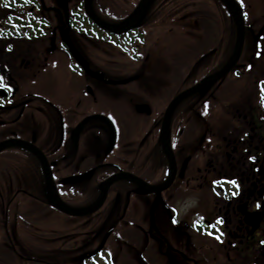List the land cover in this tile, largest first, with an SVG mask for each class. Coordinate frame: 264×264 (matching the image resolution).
Listing matches in <instances>:
<instances>
[{
    "label": "flooded vegetation",
    "instance_id": "obj_1",
    "mask_svg": "<svg viewBox=\"0 0 264 264\" xmlns=\"http://www.w3.org/2000/svg\"><path fill=\"white\" fill-rule=\"evenodd\" d=\"M84 4L85 0H0V143L30 142L47 159L62 202L83 211L96 206L86 215L61 211L50 201L40 157L29 148L6 147L0 152V264H230L236 259V241L245 243L250 239L247 234L264 231V194L257 186L242 196L241 190L236 193L224 186L213 191L217 213L197 209L195 214L200 215L192 219L191 210L182 207L181 195H191L183 192L195 188L191 182L197 180V167L208 160L203 156L197 162L196 151L211 141L207 137L213 129L193 127L192 146L180 147L177 134L197 124L196 116L188 112L201 99L204 105L208 102L205 91L183 100L171 117L176 164L172 183L160 193L143 189L169 181L174 168L162 140L167 110L157 117L154 104L169 105L203 78L189 86L171 81L166 87L146 88L150 72L161 69L166 46L157 45L153 52L145 44L149 37H160L167 14L164 20L157 19L154 12L159 10L153 3L136 28L117 35L97 26ZM94 9L108 23H119L131 14L114 21L104 16V9L95 5ZM55 19L60 21L58 28L52 24ZM106 49L117 50L138 67L110 68L121 63L106 61ZM176 54L174 50L171 55L183 62L184 56ZM124 70H131L130 75L123 77ZM48 75L56 83L53 93L42 88ZM134 83L135 89L126 87ZM136 114L146 118L133 133ZM4 156L16 169L11 179L15 186L8 183ZM29 164L42 176L25 180L26 188L18 176L27 175L24 168ZM201 180L199 185L227 181ZM43 196L42 207L25 204L15 209L31 198L45 202ZM218 243L225 244L221 250ZM123 244L132 248L131 254L123 253ZM206 253L212 256L205 257Z\"/></svg>",
    "mask_w": 264,
    "mask_h": 264
},
{
    "label": "rangeland",
    "instance_id": "obj_2",
    "mask_svg": "<svg viewBox=\"0 0 264 264\" xmlns=\"http://www.w3.org/2000/svg\"><path fill=\"white\" fill-rule=\"evenodd\" d=\"M139 1L93 0V4L95 3L97 9H104L106 13L104 16H110L116 19L114 21H118L120 18L128 16L140 3ZM240 1L244 6L245 20L249 26L246 29V43L242 59L238 66L219 85L205 91L204 95L208 101L205 105L202 102L203 98L196 108L191 109V113L188 112V114L196 116L193 120L197 124L191 123L188 128L185 127L182 132L180 131L177 134L180 137L178 141L180 147L181 144L185 145L187 143L186 146H192L194 143L190 144L189 135H191L193 127L213 129L207 137L211 141L207 139L205 145L203 144V149L196 151L197 162H202L203 156H207L206 159L208 160L204 161L206 164H203L202 168H200L201 165L197 167V175L194 176L197 180L193 179L191 182V186L195 188L183 192V195L191 194L189 197L185 198L181 195L182 200H184L182 207L186 208L185 212L191 210L192 219L200 215L199 213L195 214L197 209L205 214L206 210L211 214L219 211V204H217L216 195L213 191L220 190L221 186H227L236 193L241 190L240 195L242 192L246 193L245 190H255L257 186L258 190L263 188L264 194V93L262 92L264 91V0ZM166 2V0H156L154 2L159 10L154 12L156 18L164 20V13H166V22L161 24L163 31L159 33L160 37L157 38L155 35L149 37L145 47L153 52L157 45L161 44L166 47L164 46L165 53L161 54L163 57L158 64L161 69L158 68L156 72H150L152 76H150L151 80L146 78V88L166 87L167 83L171 81L172 83L177 82L178 87L189 86L206 77L212 69V71L221 69L231 58L237 44L235 20L231 9L224 0H173L171 3ZM76 4L74 5L76 6ZM169 14L172 15L168 17ZM178 18L183 19L177 22ZM52 24L55 28H58L57 25H60L59 19H55ZM158 30L160 31L159 28ZM174 50L181 57L184 56L182 58L183 62L180 63V60L172 57L171 54ZM108 51L110 52V58L107 56ZM104 53L106 61L121 63L108 65L110 68L119 65L133 70V67L138 65L135 61H131L132 63L127 61L129 58L119 54L117 50L106 49ZM131 70H124L127 72L123 73V77L129 76ZM44 83L42 85L44 91L53 93V87L56 83L50 75L47 76ZM137 85L138 83H134L126 87L135 89ZM178 87L173 90V95ZM166 104V102L164 104H154L155 108L153 110L157 117H163L168 106ZM139 115L134 116L133 133L138 125H142V120L146 118L145 114ZM199 115L201 116L199 117ZM219 145H221V150H219ZM3 162L5 164L9 163V169L7 170L10 173H7L6 176H8V183L13 184L11 179H13V171L16 172V169L11 167V162L8 158L6 159V156H4ZM31 165L29 164L24 168L27 171L26 176H18L19 181L23 182L26 188H29V186L24 183L25 180H29L32 176L36 179L42 176V173L38 172L37 169H33ZM3 168L5 169V167ZM204 177L212 179L224 177L227 181L226 183L215 184L212 181L205 185H199ZM41 187H43L42 184ZM7 190L8 185L6 184L5 194H7L8 199L10 194L7 193ZM42 199L45 202L39 200L37 202L31 198L30 201L23 202L24 204L21 202L20 205H15V209L24 207L25 204L29 206L37 204L42 207L46 203V198L43 196ZM214 203L216 205L213 206ZM189 204L191 205L189 206ZM262 224L264 225V222ZM27 230L24 228L25 232ZM235 231L239 232L238 230ZM247 236L250 239H247L245 243L241 239L240 242L234 241L236 259L230 264H264V231L261 234L257 231L254 236L250 233V236L248 234ZM260 240L262 242H257ZM129 243H132V241L130 240ZM224 245L218 243L217 247H220L218 249L221 250ZM131 249L123 244V253L131 254ZM213 249L218 250L217 248ZM217 253L218 256L221 255L219 252ZM208 256L212 255L206 253L205 257ZM222 264L227 263L222 262Z\"/></svg>",
    "mask_w": 264,
    "mask_h": 264
},
{
    "label": "water",
    "instance_id": "obj_3",
    "mask_svg": "<svg viewBox=\"0 0 264 264\" xmlns=\"http://www.w3.org/2000/svg\"><path fill=\"white\" fill-rule=\"evenodd\" d=\"M224 1L227 3L228 7L231 9L233 13V18L236 22V31H237L236 42L237 44L233 52L234 54L231 56V59L226 63V65L221 68V70L201 80L200 83H198L195 86H192L191 88H189V90L180 93L177 97L174 98V100L168 106L166 115L164 117V125L162 129V140H163L167 154H169L170 158L172 159V164L174 167L172 170V174H171L172 176L169 181L162 184L161 186H151V185L144 186V184H142L143 183L142 180L133 177V179L137 183H139L141 187L143 186L145 187V188L143 187V189H145L144 191H147V192L156 191L160 193L161 190L168 188L169 185L172 183L173 179L175 178L176 164L174 162V153H172L169 129H170L171 117L176 111L175 109L178 107L179 103L183 101L185 98L190 97V95L198 93L201 90H207L211 88L212 85L222 80V78H224L230 71H232V69L237 65L238 61L242 57V50L245 44L244 40H245V34H246V31H245L246 23L244 20L243 9H241V5H239L237 0H224ZM85 4H86V12L88 13V15L91 16V18L94 20V22L98 26H101L103 29L109 32L111 31L113 33L121 34L123 32L132 30L138 25L139 21L146 14L145 12L148 10L149 6L152 4V0H141L139 5L131 12V15L119 24H112V23L109 24L105 22L99 15H97L93 7L92 0H85ZM78 59L83 61L80 57H78ZM9 146H21L26 149L29 148L33 150L38 155V157H40V159L43 161L44 169L46 170V179L48 181V192L50 195V201L58 209H60L63 212L74 215V216L75 215H86L87 212L89 213L96 209V206H94L93 209L89 208V209H85L84 211L78 210L76 208L73 209L67 204H65V202H62L59 192L57 191V187H56V183L53 178L52 170H50L49 163L47 159H45V156L40 149L34 147L30 142H26L20 139H17V140L10 139V140H6L5 142L0 143V152ZM104 198H105V192H104V196L102 197V199L99 200L100 203L104 201ZM98 206L99 205H97V207Z\"/></svg>",
    "mask_w": 264,
    "mask_h": 264
}]
</instances>
